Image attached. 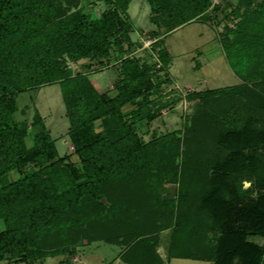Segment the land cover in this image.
I'll use <instances>...</instances> for the list:
<instances>
[{
	"label": "trees",
	"instance_id": "obj_1",
	"mask_svg": "<svg viewBox=\"0 0 264 264\" xmlns=\"http://www.w3.org/2000/svg\"><path fill=\"white\" fill-rule=\"evenodd\" d=\"M62 1L0 0V262L40 264L49 255L72 253L74 247L51 250L46 241L61 230L57 242L75 243L76 230L129 242L120 254L128 264H165L156 243L169 229V259L264 264V244L257 240L264 238V194L251 198L252 185L243 186L255 176L264 185V85L250 88L244 81L198 90L189 97L200 101L181 130L145 141L137 124L156 117L147 103L161 83L152 76L169 68L171 52L157 49L158 43L145 48L147 55L158 53L155 71L140 56H121L111 66L116 93L109 86L101 91L92 74L105 60L110 66L112 53L124 54V42L139 45L132 37L131 0H106L109 6L99 14L80 7L65 16ZM147 1L152 22L168 32L205 17L211 4ZM240 1L250 6L253 0ZM254 10L229 29L236 40H222L242 79L264 77V0ZM240 43L249 53L236 48ZM69 60L87 70L72 73ZM53 82L61 85L69 118L73 148L64 155L38 109L14 118L19 93ZM166 180L178 182L179 201L162 195Z\"/></svg>",
	"mask_w": 264,
	"mask_h": 264
},
{
	"label": "rangeland",
	"instance_id": "obj_2",
	"mask_svg": "<svg viewBox=\"0 0 264 264\" xmlns=\"http://www.w3.org/2000/svg\"><path fill=\"white\" fill-rule=\"evenodd\" d=\"M210 1L211 4L207 8L205 17L203 15L198 16L195 20L182 24L168 32L165 29L159 30L150 19L152 13L147 0H131L128 12L136 25L135 30L132 32V37L139 45L129 47L127 42H124V54L119 52L112 53L110 58L107 59L110 66H105V60L103 65H101L102 68L104 67L103 70L92 74V79H94L93 81L98 89L102 91V88L105 89L109 86V92L113 95L116 90L111 87L117 73L114 69H111V66L119 65L121 56H140L141 62H146V64L151 66V71H155L161 66V62L158 60V53L154 52V54L147 55L145 48L151 49L158 43L157 49L165 48L171 52L172 62L169 68L157 71L155 72L156 75L152 76L154 83H161L160 90L150 95L148 98L149 103H147V107H150L151 111L156 113V117L149 122L143 120L137 124L138 132L145 141L151 139L156 133L160 134L165 131L178 132L181 130L186 122L193 117L200 101L198 96L189 97L190 94H194L198 90L233 85L244 81L250 88L259 89L261 84L264 85V77L240 78L231 67L222 44L225 36H229L232 40L235 39L236 36L234 37L230 34L229 29L237 28L248 10L254 12V9L259 7L261 0H253L250 6L240 0ZM108 6L109 4L106 0H78L77 2L63 0L61 11H63L62 16H65L83 7L91 14H99ZM157 15L159 16L160 13H153V16ZM254 15L253 13L248 14L249 19L254 20ZM239 46L242 48V52L247 49H244L241 43L236 48ZM249 50L251 49H247L246 53H249ZM251 52L255 53L256 50ZM69 66L72 73L87 70L85 65L79 66L78 63L71 60H69ZM18 104L19 109L14 115L15 120L28 118L35 108L38 109L44 117L46 126L50 129L52 137L55 139L59 154L64 155L72 150L73 145L66 135L69 127V118L59 82L45 84L37 89L19 93ZM129 108L127 107V109ZM216 115L221 118L224 116L220 111ZM99 130H101V127L97 125L96 131ZM73 159L76 160L78 157L74 155ZM31 170L33 168H29V171ZM255 180H257L256 176L251 180L243 181L244 188L252 185L251 198H257L264 194V185H258ZM162 187L163 196H176L179 201L181 195L178 182L166 180L162 183ZM100 200L106 205L110 204L105 196ZM65 223H63L64 226L66 225ZM70 223L71 221L67 224ZM1 226H3L2 220ZM83 227L82 229L85 230L87 225ZM64 234L61 230L56 237L51 234V240L48 239L46 241L48 248L51 250L56 248L70 250L74 247V252H60L55 255H49L37 263L67 264L66 260H69L71 264H128L122 260L120 254L128 246L129 242L127 244L114 241L108 242L106 241V236L101 239H93L95 237L92 238L87 234H81L76 232V230L73 232L75 243L73 240L57 242L58 239H62ZM93 235L97 234L93 233ZM257 240L264 244L263 237H259ZM169 242L170 230L160 231L156 243V251L164 259L165 264H212V261L207 259L182 257L169 259L167 256ZM0 264H24V262L22 260L18 261L17 258H6Z\"/></svg>",
	"mask_w": 264,
	"mask_h": 264
},
{
	"label": "crops",
	"instance_id": "obj_3",
	"mask_svg": "<svg viewBox=\"0 0 264 264\" xmlns=\"http://www.w3.org/2000/svg\"><path fill=\"white\" fill-rule=\"evenodd\" d=\"M134 39V38H133ZM94 80V79H93ZM95 83V82H94ZM96 85V84H95ZM97 86V85H96ZM102 89H104V88H102Z\"/></svg>",
	"mask_w": 264,
	"mask_h": 264
}]
</instances>
